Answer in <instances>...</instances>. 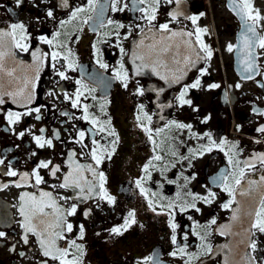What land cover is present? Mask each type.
Segmentation results:
<instances>
[{"label": "flooded vegetation", "instance_id": "flooded-vegetation-1", "mask_svg": "<svg viewBox=\"0 0 264 264\" xmlns=\"http://www.w3.org/2000/svg\"><path fill=\"white\" fill-rule=\"evenodd\" d=\"M101 2L110 4L111 0H101ZM126 2L131 8V0ZM86 3L87 0H68V6L64 7L61 6L60 0H23L22 5L17 7L16 0H0V5H3L0 7V29H7L10 24L20 22L25 24L30 34L29 51L14 50L17 61L22 62L23 65L32 64L31 52L36 48L51 53L53 49L42 44L38 38L41 35L51 38L55 31L60 30L62 32L60 39L69 40L68 46L75 53L79 65L75 71L67 72L71 79L61 80L57 71L65 70L61 66L64 62H55L56 67L53 68L54 62L50 57L46 61L36 82L35 99L31 105L33 108L40 107L39 115L42 117L40 120H36V113H33L32 116L23 117L15 126H9L5 113L9 110L22 112L24 109L5 98L6 103L0 105V158L5 160V166L10 163L11 167L20 173L31 172L40 160H52L53 164L61 166L62 171L58 173V178H53L49 175L48 169H41V175L47 183L41 185L40 189L52 191L56 196L74 195L72 190L53 189L51 185H58L61 182L64 172L67 171V157L71 149H76L78 153L84 152V155L78 154L76 157L81 164L92 163L87 150L71 142L76 136V129L87 132L91 124L82 119H69V117H80L83 113L79 108H72L71 102L65 99V93L68 96H74L76 89L80 87L75 81L82 79L89 88L96 89L92 95H95L97 99L92 100L91 95L85 93L88 98L85 99L82 96L81 102L92 105L90 112L100 116L101 119H107L99 110V105L107 99L109 103L106 105V111L112 119V126L120 136L115 155L110 161L105 160L100 168L108 177L106 187L116 197V203L109 205L98 198L80 201L76 215L68 217L69 222L74 226L73 232L66 234L68 240L77 238L79 225L83 224L84 238L77 240L84 245L86 254L83 257V264H136L137 260L151 254L157 255L161 264H184V259L187 257L181 259L179 256L169 255V252L176 248L170 240L172 231L168 226L169 217L152 212L147 200L140 195L139 189L135 186V180L144 175L143 165L153 155V145L137 126L138 105L143 104L145 111L152 116L150 127L153 130L165 127L172 120L191 124V132L199 136L210 133L212 139L218 143L225 138L231 143L238 142V151L242 150L238 158L245 160L253 153H264V133L256 131L260 125H264V116L253 111L254 108L264 110V88L259 86V83H264V76H257L255 80H243L236 54L226 51V45L236 44L242 31V21L231 10L230 0H183L180 8L186 15L204 14L198 24L208 29V34L203 39L211 46L214 55L207 63H197L196 67L189 70L178 84L165 83L150 69H146L141 76H135V65L131 62V54L136 51L137 43L142 38L137 25L145 26L144 20L137 19L142 15L139 12L128 9L112 12L110 7L106 9L105 19H112L125 25L123 29H119V39L114 34L113 26L110 25L93 31V27L96 26L94 21L83 24L80 20H75L67 24L64 29L59 28L61 20H68L71 11ZM254 3L255 7L264 14V0H254ZM9 7L12 8V12L8 11ZM176 7L175 4H163L154 23L158 25L168 22L170 19L168 13ZM49 9L54 11V18L47 16ZM170 27L174 30L193 29L191 22L183 17L179 23H172ZM129 28L131 35L124 39ZM145 31H147L146 27ZM106 32L110 33L107 37L104 36ZM104 40H107V43L103 42ZM145 43L150 41L145 40ZM93 44L100 49L98 54L95 53ZM118 44L125 49L123 63L130 77L127 89L114 78L115 70L119 67L122 58ZM97 55L102 62L109 65L107 69L100 68L96 63ZM258 63L261 71L264 72V55L260 57ZM203 68H207L208 74L200 77L198 69ZM198 77L201 79V87L190 89L186 96V99L192 100V106L180 107L177 97L183 85L191 84ZM213 83L219 84L220 87L209 88L208 85ZM237 84L241 87L237 88ZM138 87L145 89L143 96L134 94ZM154 89H163V91L157 92ZM193 108L198 111H193ZM62 112H67L69 115L63 116ZM206 118H208L207 122H202ZM10 128H14V131L9 130ZM29 128L35 134H40L38 130L45 128L47 137H52L55 131H59L60 140H54L55 147L52 149H39L32 135L27 132L23 138L18 135L19 132ZM100 138L96 136V139ZM154 138L160 145L157 149L158 153L164 157L162 161L154 163L162 169L165 165L168 167L163 172L150 169L152 178L144 184L145 188L149 189L150 193H158L157 199L166 198L160 203L168 201L179 203V198L187 199L184 193L189 190L200 195H206L207 188L216 192L217 197L213 204H197V207L201 209L199 213L194 210L183 213L176 210L175 222L179 225L176 234L179 246L186 244L188 253H196L199 256L198 259L192 260L191 264H223V255H226L227 251L216 252V249L230 240L238 242L242 238L225 237L218 232L220 226L230 222L232 215L230 210L220 207L229 199L227 193L213 184V179L222 170L230 167L224 152L214 149L202 157L193 158L189 149H198L200 145L208 143V139L207 137L191 138L187 129L169 131L166 128L165 132ZM111 139V137L107 138V140ZM256 140H260L261 143H256ZM85 143L90 145V138L86 139ZM33 152L36 153L35 156L32 155ZM172 152L176 155H171ZM181 157H187V159H181ZM173 164L175 167H171ZM5 166H0V184H10L11 181L18 179V177L5 176L3 174L6 170ZM86 175L91 178L89 173ZM193 175L195 179L190 182L185 180V177ZM261 175H264V167L257 162L256 169L247 173L242 185L248 180L258 181ZM36 191L38 189L32 187L16 188L14 186L0 190V231L7 233L5 239H0V264H41V261L46 259L41 256L34 236L30 237L27 245L21 240L23 230L19 224L21 219L18 213L19 196L22 192ZM259 191L257 189L254 195H258ZM237 198L248 199L239 196ZM76 202L75 200L59 201L65 207ZM89 210L90 214L85 216L84 212ZM132 210L136 213V224L122 236L111 234L109 230L123 224L125 217ZM157 212H160L159 206H157ZM189 216L192 217L191 220L188 219ZM213 217L216 218L217 224L212 226V234L207 237L206 242L212 245L214 251L212 254L201 255V241L194 235L196 229L194 222H199L201 226L199 231L203 235L207 230L208 222ZM233 231H240V228L234 225ZM185 234H187V240L184 239ZM256 239L258 250L254 255L258 262H264V235L257 232ZM59 244L61 247H68L67 240H61ZM13 246L16 248L15 252L10 251ZM240 248L244 250V245L241 244ZM21 252L25 255L21 256ZM237 253V250L232 251L233 256ZM241 253L243 254V251ZM49 264H55V262L49 260Z\"/></svg>", "mask_w": 264, "mask_h": 264}, {"label": "snow or ice", "instance_id": "snow-or-ice-1", "mask_svg": "<svg viewBox=\"0 0 264 264\" xmlns=\"http://www.w3.org/2000/svg\"><path fill=\"white\" fill-rule=\"evenodd\" d=\"M61 6L67 7L68 0H60ZM132 7L129 8V3L126 0H111L110 4L102 3L101 0H87L86 5L76 7L70 13L68 20H61L59 22V28L64 29L67 24L72 21L80 20L83 24H88L89 21H94L95 27L93 31H98L100 28H104L107 25L113 26L114 34L117 39L120 38L119 29L125 27L124 24L112 19H105L104 13L107 8L110 7L112 12H122L125 9L133 12H139L142 15L137 19L145 21V26L137 25L142 38L137 43L136 51L131 54V62L135 65V76H141L145 73L146 69L158 76L161 80L167 84L180 83L187 72L192 68H195L197 63L209 62L213 55V49L207 43H205L203 37L208 34V29L200 27L198 21L201 16L199 15H186L181 10L180 5L183 0H131ZM23 0H16V5L19 7L22 5ZM175 4L176 9L170 11L168 16L170 17L168 22L156 24L160 7L163 4ZM3 7V5H0ZM231 10L242 21V31L239 36V40L236 44L228 43L226 45V51L229 53H235L239 64V70L241 78L243 80H255L257 76H264V72L261 71L258 63L260 57L264 55V14L261 10L255 7L254 0H230ZM9 12H12V8H8ZM92 14V15H85ZM47 16L54 18V11L52 9L47 10ZM181 17L187 19L193 25L192 30L180 29L174 30L170 27L172 23H179ZM145 27L147 31H145ZM82 30V29H80ZM67 35V33H63ZM62 32L60 30L55 31L51 38L47 35L39 36V41L42 44L48 45L53 49L51 53L45 52L40 48H36L31 52L33 63L30 65H23L22 62L17 61L15 49H19L22 52H28L31 47L30 34L25 24L16 22L9 25L7 29H0V105L6 103V99L11 100L13 104L23 108L24 111H7L5 118L9 126H15L23 117L32 116L36 113L35 119L40 120L42 117L39 115L40 107H31L35 99L36 82L39 79L40 71L45 66L46 61L51 59L54 63L52 67H56L55 62L63 61L61 66L65 68L64 71H57V75L61 80H69L70 76L67 75L68 71H75L79 65L77 64L75 53L72 48L68 46L69 40H61ZM110 33H104V36H109ZM131 35V29L127 36ZM145 40H149L150 43H145ZM103 42L107 43V40ZM99 43V41H98ZM122 54L119 67L115 70V79L119 80L122 86L127 89L129 86V74L123 63V55L125 49L117 45ZM95 53H99L100 49L93 44ZM259 50V51H258ZM139 61V63H138ZM96 63L100 68L107 69L109 65L102 62V59L97 55ZM200 77L208 74L207 68L198 69ZM198 77L191 84L183 85L182 91H180L177 97L180 107L185 105L192 106V100L186 99L190 89H198L201 87V79ZM75 83L79 85L76 89L74 96H68L65 93V99L71 102L72 108H79L82 110L83 115L80 117H69V119L76 118L87 121L91 124V128L86 132L85 130L76 129V136L72 139V143L79 145L81 149L87 150L92 163L81 164L76 159L77 155H84V152H77L76 149H71L67 157V171L64 172L61 182L51 185L53 189H65L72 190L74 195L72 196H56L52 191H44L40 189V186L47 183L44 177L41 175V169H48L49 175L53 178H58V173L62 171L61 166L53 164L52 160H40L37 166L32 169L31 172L20 173L14 170L9 163L5 166V160L0 158V166H5L6 170L3 172L8 177H18L17 180L11 181L10 184H0V190L6 189L10 186L16 188L32 187L38 189L36 192H22L19 196L18 213L20 216L19 224L23 230L21 235L22 242L29 244L30 237L34 236L36 242L39 245L40 254L46 258L41 261V264H49V260L55 262V264H83V257L85 256L84 245L77 242V240H83L85 235L84 225H79V232L76 239L68 240V233H72L74 226L69 222L68 217L75 216L77 213L78 203L80 201H87L89 199H96L107 202L109 205L116 203V197L112 195L106 187L108 183V177L104 171H101V165L105 160H111L115 155L120 143V136L112 126V119L108 116L106 111V105L109 103L105 99L104 103L99 105V110L102 115L107 119H101L95 113L90 112L92 105L82 103L81 97L88 98L85 93L91 95L92 100H96L97 97L92 95L96 91L95 88H89L88 85L81 79L76 80ZM259 83V82H258ZM261 88H264V83H259ZM209 88H219L220 85L213 83L208 85ZM237 88L241 85L237 84ZM162 92L163 89L155 90ZM135 95L143 96L145 89L138 87ZM171 107V105H169ZM193 111L198 109L193 108ZM253 111L259 115L264 116V110L254 108ZM138 115L136 120L137 126L146 134L148 140L153 145V155L143 165L142 175L135 180V186L139 189L140 195H142L148 203L149 209L157 215H167L168 226L172 231L170 237L171 244L176 248L169 252L172 257L179 256L184 259V264H191V261L198 259L199 256L196 253H188L187 245L179 246L177 241V228L179 225L175 222L176 210L181 213L189 210H194L199 213L201 209L197 207L198 203L211 205L214 203L217 197V193L212 191L211 188H207L206 195H200L193 193L190 190L184 193V197L179 198V203L174 201H168L167 203H160L165 200L164 197H158V193L151 192L145 188L144 184L151 180L152 172L150 169H156L163 172L167 169V165L162 169L156 163L164 159L157 151L160 145L157 144L154 136H158L165 132L167 128L169 131L172 129L184 130L187 129L191 135V138L204 139L207 137L208 143L202 144L198 149H189L193 158L202 157L206 153L212 152L214 149H218L224 152L227 163L230 166L225 170H222L219 175L213 179V184L221 191L227 193L229 199L220 205L224 210H230L232 215L230 217V223L224 224L218 228L219 235L225 237L238 236L242 237L238 243L244 245L243 254L239 261L230 260L229 254L233 249L229 244L223 245V249H227L229 254H226L223 258V264H264V262H258L254 253L257 252V239L256 234L259 232L264 235V175H261L259 180H248L246 184L242 185V181L248 172L254 171L257 166V162L264 167V153H253L249 158L240 160L238 157L242 150H239V143H231L226 138L222 139L219 143L212 139L210 133H205L204 136H199L196 133L191 132L192 125L185 124L176 120L169 121L165 127L153 130L150 125L152 124V116L145 111L143 104L138 105ZM61 115L68 116L67 112H62ZM163 118V117H161ZM206 118L202 122H207ZM239 129V126H238ZM9 130L14 131V128ZM40 134H35L31 128L26 131L19 132V137L23 138L27 134L32 135L33 140L39 149L55 147L54 140H60L59 131H55L52 137L45 135L46 129L40 128ZM257 132L264 133V125H260ZM103 134V135H101ZM96 136L101 138L98 140ZM111 137V140H107ZM90 138V145L85 143V140ZM107 141L102 143L101 141ZM256 143H261L260 140H256ZM163 143V141H161ZM36 155L35 152L32 153ZM171 155L175 156L176 153L172 152ZM181 159H187V157H181ZM175 167V165H171ZM86 173H89V178ZM195 179V176L185 177V180L190 182ZM173 183V181H169ZM186 187V185H185ZM257 189L259 194L254 195ZM247 197L246 200L238 199L237 197ZM75 200L76 203H72L69 207H65L60 204L59 201ZM234 205H236L234 207ZM157 206L160 208V212H157ZM90 214V210L84 212L85 216ZM135 210L129 211L127 217H125L123 224L111 228L109 231L111 234L122 236L127 232L132 225L136 224ZM188 219H192L191 216ZM196 229L194 235L201 241L202 252L201 255L212 254L213 247L210 243H207V237L212 234L211 228L217 224V220L213 217L207 224V230L205 234H201L199 231V222H194ZM234 225L240 228V231H233ZM7 233L0 231V239H5ZM184 239L187 240V234L184 235ZM67 240L68 247H61L59 241ZM222 249V250H223ZM10 251L15 252L16 248L13 246ZM219 254V253H217ZM21 256L25 254L20 253ZM136 264H161L158 256L151 254L145 256L136 261Z\"/></svg>", "mask_w": 264, "mask_h": 264}, {"label": "water", "instance_id": "water-1", "mask_svg": "<svg viewBox=\"0 0 264 264\" xmlns=\"http://www.w3.org/2000/svg\"><path fill=\"white\" fill-rule=\"evenodd\" d=\"M230 223V222H229ZM225 244H229L230 245V247L233 249V251H238V253H237V255H235V256H233L232 255V253L231 254H229L228 253V250L227 249H223V245H225ZM223 245H221V246H219L217 249H216V252L217 251H220V250H226L227 251V254H229V259L230 260H236V261H239L240 260V258H241V256H242V249L240 248V245L241 244H239L238 242H235V241H232V240H230V241H228V242H226V243H224ZM224 256L225 255H223V258H224Z\"/></svg>", "mask_w": 264, "mask_h": 264}]
</instances>
